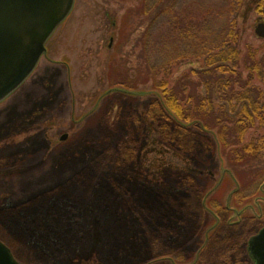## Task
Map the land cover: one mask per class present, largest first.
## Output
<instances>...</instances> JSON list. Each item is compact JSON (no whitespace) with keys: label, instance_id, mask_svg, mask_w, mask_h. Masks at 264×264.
I'll return each mask as SVG.
<instances>
[{"label":"rangeland","instance_id":"obj_1","mask_svg":"<svg viewBox=\"0 0 264 264\" xmlns=\"http://www.w3.org/2000/svg\"><path fill=\"white\" fill-rule=\"evenodd\" d=\"M157 1L75 0L70 14L47 41L46 52L33 73L0 102V240L22 264H159L157 256L169 251L178 254L175 249L193 234L199 244L194 252L181 250L178 264H253L247 244L264 226L263 215H259L262 222L258 218L238 226L237 210L229 211L226 217L231 225L225 226L230 229L231 239L228 241V235L217 244L215 237L209 241V234L219 220L202 209L205 199L199 194L183 200L191 203L194 210L182 217L188 227L185 237H174L178 227L172 222L171 234L162 238L167 243L160 240V245L151 247V236L142 233L149 229L151 217L147 214L145 220L134 222L135 217L144 218L140 212L143 209L146 213L147 203L124 204L121 192L113 201L114 195L108 193L99 204L95 202V190L105 187L97 176L110 167L116 169L123 161L131 166L125 148L132 147L135 133H139L134 157L137 167L126 174L132 184L142 181L155 188L173 190L171 182L177 171L211 181L219 180L226 167L219 152L212 154L207 163L179 156L161 141L157 123L146 116L154 106L150 108L151 103L162 95L152 88L148 59L163 60L170 53L174 58L185 56L192 60L190 54L197 47L187 41H197L194 31L184 35L180 24L168 23V16L160 27V35L154 32V41L161 42V46L147 50L148 14L157 11L151 9ZM170 1L163 0V7ZM176 10L181 11L184 22L193 26L210 24L216 34L225 27V32L233 31L229 37L237 38L241 57L248 47L264 53V38L255 32L256 25L264 22V0H178ZM219 40L223 43L227 39ZM202 64L185 60L170 76L165 75L168 69L163 70L157 87L162 79L169 80L171 86L191 65L197 68ZM251 133L263 134L264 125ZM64 134L67 138L63 140ZM207 137L211 139L210 135ZM55 183L63 187L29 203L23 199L38 188ZM203 183L196 181L200 188ZM261 196L264 198V192ZM53 200L67 202L73 208L66 216L68 223L72 219L75 223L68 225L65 216L55 224V228L62 224L61 229L67 231L61 236L63 241L58 239L51 250L53 243L48 248L43 246L47 239L38 235V229L33 230L40 224L32 220L47 216L44 211L49 206L54 208ZM261 205L264 206V199ZM253 207L258 213L256 204ZM171 214L172 219H178L176 211ZM207 217L214 224L204 229L203 220ZM227 246L224 257H217L216 253Z\"/></svg>","mask_w":264,"mask_h":264},{"label":"trees","instance_id":"obj_2","mask_svg":"<svg viewBox=\"0 0 264 264\" xmlns=\"http://www.w3.org/2000/svg\"><path fill=\"white\" fill-rule=\"evenodd\" d=\"M177 2L178 0H172L168 5L164 4V7L163 0L152 3L151 9L157 11L148 14L145 46L149 51H153L155 45L161 46V42L158 44L154 41L156 37L154 32H157V36L160 35V27L164 19L169 16L168 23L180 24V29L185 31L184 35L190 34L191 30L194 31V37L196 34L197 41H194V38L187 39L191 44L193 41V45H197L195 52L190 54L194 60L187 57L185 59V56L174 58L170 56V53L163 60L148 59L147 65L154 82L152 88L156 91L160 90L162 95L154 104L151 103L150 108L154 106L152 110L149 109L146 116L157 123L161 141L179 156L202 159L207 163L213 156L212 154L219 152L226 167H222L223 173L219 180L212 179L211 181L186 171H177L172 178L174 181L171 182L173 190L155 188L147 183L143 184L142 181L132 184L126 174L133 173L137 167L134 157L137 153L135 142L138 141L139 133L134 134L136 139H131L132 147L125 148L128 156L131 157V166L127 167L123 161L121 165H116V169L114 166L112 169L110 167L102 173L103 175L97 176L99 184L105 187H102L104 188L103 193L98 192L102 188L95 190V202L99 204L100 198L108 193H110L109 196L114 195L113 201L116 194L121 192V195L125 197L124 204H129L130 201H134V204L147 203L146 213L143 209L140 212L144 218H133L134 222H139L145 220L147 214L151 217V221H148L149 229L142 232L151 236V247L157 243L160 245L163 236L167 237L171 234L169 227L172 222L178 227V230L175 229L174 237L177 240L185 237L188 227L182 217L184 218L194 210L191 209V203L183 200L199 194L205 199L202 209L205 208L206 213H211V216L219 220L209 234V241L215 237L217 244L225 241L228 235V241L231 239L230 229H226L225 226L230 224L226 217L229 211L237 210L240 221H236L235 225L238 226H242L243 221L251 222L253 219L258 221L259 215L264 216V206L261 205V200L264 199L261 196L264 192V133H256L257 135L251 133L256 127L264 125V53L261 54L260 49L254 50L248 47L245 55L241 57L237 38L229 37L233 31L225 32L227 30L225 27L221 33L216 34L210 24L193 26L189 22H184L181 11L179 13L176 10ZM219 36L227 40L222 43ZM185 60L188 63L200 61L203 64L197 68L191 65L188 70L177 77L171 86H169V80L162 79L160 88L157 87L159 81L157 83L156 81L160 72L168 69L165 75L170 76L171 72L180 68ZM245 71H247L246 74H244ZM249 134L251 136L247 138ZM207 135H210L211 139ZM201 154L206 156H201ZM102 155H107V153H102ZM198 180L204 182L202 188L196 185ZM60 186L63 187V184L55 183L42 193L32 194L26 199V203L38 196L54 193ZM39 189L41 188L37 190ZM52 203L55 205L54 208L46 206V210L41 211L47 212V216L32 220V223L40 224L36 225L33 230L38 229V235L47 239L43 242V246L48 248V244L53 243L51 250L54 248V243L58 239L62 240L61 236L67 231L61 229L62 224L57 228L55 224L73 209L67 206V202L61 204L58 200H53ZM253 204L258 207V213L254 211ZM248 209L252 212H247ZM0 211L3 210L0 209ZM174 211L179 214L178 219H172L171 213ZM112 215L115 217L114 214ZM209 220L208 217L203 220L204 229L214 224V222L210 224ZM65 221L68 223L67 216ZM162 222L164 224L161 227ZM69 223L74 224L75 220L72 219ZM68 231L73 232V230ZM53 233L54 239L51 238ZM195 235L187 237L184 243L175 249L176 252L178 254L181 250L182 252H194L199 244ZM164 241L167 243L168 240L164 239ZM164 241L162 240L163 244ZM228 249L227 246V249L217 252L216 256L222 259L224 252ZM178 254L170 251L163 253L157 256L160 257L158 263L167 264L171 261V264H178L180 260ZM171 257L174 261L168 260ZM221 259L218 258V261Z\"/></svg>","mask_w":264,"mask_h":264},{"label":"water","instance_id":"obj_3","mask_svg":"<svg viewBox=\"0 0 264 264\" xmlns=\"http://www.w3.org/2000/svg\"><path fill=\"white\" fill-rule=\"evenodd\" d=\"M75 0H0V102L35 70L46 43L72 11ZM264 38V22L255 27ZM67 134L62 136L66 139ZM253 264H264V226L248 240ZM0 264H22L0 240Z\"/></svg>","mask_w":264,"mask_h":264},{"label":"bare ground","instance_id":"obj_4","mask_svg":"<svg viewBox=\"0 0 264 264\" xmlns=\"http://www.w3.org/2000/svg\"><path fill=\"white\" fill-rule=\"evenodd\" d=\"M54 185V184H53ZM53 185H50V186H47V187H45V188H41V189H39V190H36V191H34L32 194H36V193H42L43 191H46L47 189H49L51 186H53ZM58 185V184H57ZM30 198V195H26L23 199H27V198Z\"/></svg>","mask_w":264,"mask_h":264}]
</instances>
